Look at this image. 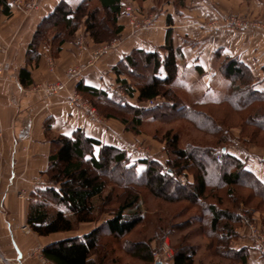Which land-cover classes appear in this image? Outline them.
<instances>
[{
    "label": "trees",
    "instance_id": "trees-1",
    "mask_svg": "<svg viewBox=\"0 0 264 264\" xmlns=\"http://www.w3.org/2000/svg\"><path fill=\"white\" fill-rule=\"evenodd\" d=\"M9 1L0 0L2 12L8 16L12 7ZM94 1L98 5L92 9L90 5ZM183 1L175 0L176 6L183 4ZM129 4L132 5L130 2ZM126 6L125 0H83L76 10H72L68 3L61 1L40 24L31 44V55H35L33 53L37 52L41 43H49L50 40L60 50L65 43L74 41L80 28H84L97 47L104 46L113 38L122 37L125 26L119 20L125 17ZM134 9L141 12L138 8ZM101 14H105L108 19L104 20ZM46 28H52L55 35L50 37ZM164 49L170 51L164 62L158 51L142 57L141 51L134 50L113 68L116 82L130 100L135 99L136 106L131 105L126 98H118L105 86L94 88L80 83L75 89L101 106L102 114L108 120H118L126 126L130 124L137 130L148 119L170 122L180 118L199 130L218 137V147L198 145L181 149L178 136H171L169 133L166 136L167 150L174 155V159L161 164L149 158L134 162L127 151L86 138L81 131L72 137H58L53 141L57 147L50 156L46 174L60 184V187L36 192V198L48 197L51 202L39 201L31 206L28 224L35 233L49 236L72 232L76 224L96 221L93 214L98 204L105 207L113 201V194L104 196L109 183L97 173H112L113 169L125 178V189L124 194L119 197V206L113 218L105 222L104 229L99 227L88 235L61 240L44 248L42 254L51 263L102 264V261L98 263L93 258L100 247L102 232L106 228L108 234L115 238H123L132 233L143 222L145 215L141 195L127 190L147 187L152 196L159 200L186 201L198 207L202 213L199 219L204 225V233L214 241V250L222 252L223 256L231 260L238 259L240 264H247L249 248L235 250L231 247L239 237L236 229L242 223L235 209L241 203H249L245 198L238 197L237 191L241 188L249 189L255 196L259 195L264 199V183L248 172L242 161L223 152L228 143V134L205 111V107L201 104L186 106L170 89L176 78L177 67L169 46V36ZM162 65L165 78L159 77ZM222 68L232 82L220 107L229 106L240 111L247 127L264 131V93L254 89L255 79L237 59L226 58ZM135 70L148 74V78H141L136 85H131L122 75L135 76ZM21 74L22 82L30 85L32 82L29 72L24 70ZM150 101L154 105L148 107L147 103ZM95 147H100L98 156L94 155ZM219 154L222 156L221 163L216 160ZM197 157L202 159L200 163L197 162ZM140 165L144 166L141 171L138 169ZM183 172L191 176L186 185H182L180 181ZM52 202L60 206L59 211L50 210L48 206ZM227 203L230 206L223 208ZM134 247L137 258L152 262L149 243H139ZM195 253L193 247L181 245L175 249L172 264H194Z\"/></svg>",
    "mask_w": 264,
    "mask_h": 264
},
{
    "label": "crops",
    "instance_id": "crops-1",
    "mask_svg": "<svg viewBox=\"0 0 264 264\" xmlns=\"http://www.w3.org/2000/svg\"><path fill=\"white\" fill-rule=\"evenodd\" d=\"M61 1L76 10L83 0H45L41 11L33 16L22 15L17 10L8 16L0 7V131L3 133L0 139V251L10 254L11 249L14 250L16 260L25 250L17 239L21 235L17 231L26 224L28 202L33 197L36 199V192L46 185L45 181L35 184L34 180L48 171L55 136L72 137L81 131L86 138L127 151L134 162L152 157V153L145 154L138 147L134 153L135 140L124 131L122 123L113 127L118 121L109 120L112 123L106 127L94 125L82 111L69 107L70 88L53 95L43 91L50 84L66 81L67 70L71 67L88 64L93 57L91 50L97 47L84 28H80L74 41L65 43L60 50L50 40L41 43L33 53L35 55H31V44L40 24ZM129 2L144 16L152 18V26L133 33L128 19L121 17L120 24L125 27L119 37L120 44L95 65L87 67L71 89L80 83L94 88L104 87L106 83L115 84L113 68L134 50L141 51L142 57L158 51L164 62L170 52L164 49L169 36L177 67L170 89L186 106L220 107L232 82L222 68L226 58L237 59L246 67L255 79L254 89L264 93V33L209 27V22L218 13L264 15V0H184L179 6L175 0H165L164 3L160 0H127L125 3L128 5ZM24 70L29 72L30 85L21 80ZM159 71V77L165 78L163 65ZM129 103L136 106L132 100ZM146 122L157 121L148 119ZM188 146L198 145H180L181 149ZM205 147L216 148L218 144ZM225 147L223 152L225 150L242 161L246 170L264 183V154L261 150L229 144ZM94 149V155L98 156L100 147ZM152 160L161 164L167 162L158 158ZM139 167L144 169L142 165ZM20 191H24L27 200L18 196ZM87 230L82 229L68 237L85 236L90 231ZM239 233L242 238L233 242L231 247L235 250L249 248L251 253L245 233L242 230ZM247 264H264V261L250 255Z\"/></svg>",
    "mask_w": 264,
    "mask_h": 264
},
{
    "label": "rangeland",
    "instance_id": "rangeland-1",
    "mask_svg": "<svg viewBox=\"0 0 264 264\" xmlns=\"http://www.w3.org/2000/svg\"><path fill=\"white\" fill-rule=\"evenodd\" d=\"M12 1L13 0H10L9 2ZM30 1L31 0H21V2L26 5H28ZM38 1V7L35 10L23 13V11L19 10L18 7H11V13L17 10L21 12L20 14L22 15L33 16V14L35 15L41 11L45 0ZM126 1L127 0H125V2ZM160 1H163L164 3L165 0ZM97 5L98 3L94 1L91 2L90 6L93 9L97 7ZM138 14L141 17L143 16L139 12ZM101 16L104 20L108 19L105 18V14H101ZM216 17H236L242 20L244 19L249 21L251 24L259 25V29L251 30L261 31L264 33V15L262 14L254 16V14L226 15L218 13ZM46 29H48L47 32L50 37L55 35V31L52 28ZM145 29L137 30L135 33ZM104 36L108 37V34H105ZM114 39L117 38H113L104 46L110 45L114 41ZM96 48L91 50L93 57L91 58V60H89V62H87L88 64L83 65L82 63L70 68H74L77 71H80L79 75H77L73 79L68 80V75L66 74L67 80L64 82H67V88H70L71 90L70 94L72 92H77L75 88L71 89V86L73 85L76 78L83 74L87 67H92V65H95L100 59L106 56V53L111 52L115 49H108L98 57H95V54L104 47ZM82 67H85L83 71L81 70ZM135 71L136 75L132 77H129L126 74L122 75L129 84L136 85L142 80L141 78H148V74L142 73L141 70ZM108 74L109 73H107L106 75ZM111 78L112 80L114 79L113 75H111ZM105 88L114 93L118 98H127L128 102H130V99L128 98L126 92L116 81L115 84L106 83ZM80 96L83 98V100L88 101L90 108L95 110V115L97 117H91L93 119H96L95 121L90 119L84 113L87 119L90 120L92 124H102L106 127V124L112 123L104 116V114H102L101 106L96 104L93 99L85 97L81 93ZM132 101L135 102V99H132ZM147 104L148 106H153L150 105V102ZM205 111L216 119L219 127L221 126L222 128L226 129V132L228 134V143L226 145L229 144V146H240L241 148L245 149L261 150V153L263 152L264 154V131H260L252 127H247L244 123L245 119L240 111L234 110L229 106L206 108ZM121 123V121H118V124L113 123V127ZM121 126L123 127L124 131L126 133H129V136H131L135 140L134 147H132L134 153L136 151V147H138V150L140 149L141 151L152 153V157H150L151 160L153 158H158L162 162H166L168 161V159H174V155H171L167 150L168 147L166 143V136L169 133H171L169 134L171 136H178L179 147L180 145L182 146L183 143H192L201 147H205L208 145L216 146L218 140V137L207 134L196 128L192 123L180 118L170 122L157 121L156 123H149L144 121L142 127L137 130L130 126V124L129 126L121 124ZM138 130L139 133H137ZM51 137L54 138V136ZM144 137L146 139H142ZM55 138L58 137L55 136ZM153 142L158 146L154 145ZM55 147H57V145H55ZM162 147H164V149H162ZM201 161L202 159L200 157H197V162L200 163ZM141 168L142 167H139V170H141ZM111 172L112 173L103 171L102 173H97L109 183L108 188L106 189L107 193H105L104 196H107L110 193L113 194V201L105 207H100L98 204V208L93 214V217L96 221L91 223L76 224V228L72 232L57 233L49 236H40L32 230V228L28 224L27 218L25 226H20V229L17 231V233L21 234L19 235V237H17V239L19 240L21 246L23 245L22 248L25 249L23 252V256H21L19 260H16V254L14 250L11 249V251L9 252L10 254H3L0 251V264H53L44 258L42 254L44 248H47L50 245L61 240L77 238L78 236H68L73 233H77L82 229L90 230L86 235L90 234L99 227L101 229H104L105 222L113 218V214L119 206V197L124 194L123 192L125 189L123 186V180L125 178L121 175L119 176L117 173H115V171H113V169ZM190 178V175H188L186 172H183V174L180 176V181L184 180L186 185ZM40 181H45L44 184L46 185H44V188L52 187L55 189H59L60 187V184L51 179L47 174H42L41 176L36 178L34 180V183L38 184ZM110 190H114V192L112 193ZM130 190L141 195L143 204L142 210L144 211L145 218L143 222L132 233L123 238H115L109 235L107 229L105 228L104 232H102L100 236V247L93 256V258L98 263L102 261V264H172V258L175 254V249H177L181 245H185L193 247L195 249L196 253L194 257V264H240V262L237 261L238 259L231 260L227 256H223L222 252L214 250V241H212V239H210L204 233V225L199 219V217H202V213L194 204L186 201L175 200L173 202H167L165 200H159L152 196L147 187H139L136 190L128 188L127 191ZM171 193V195H174V192ZM237 193L238 197L243 199L245 198V200H248L249 203H241L235 209V212L240 216L242 222L236 229L239 236L236 241H239L242 238L239 233L242 230L245 233L244 237L249 240L251 245V253H249L248 257L250 258V255H253L254 257H257V259L264 261V254L257 251L254 247V244H256V240L259 238V236H264V199L259 195L255 196V194L249 189L241 188L239 191H237ZM18 196L20 198H23L24 200H27L24 198V191H20ZM46 198L48 197L43 196L41 198L37 197L36 199L33 197L28 202L29 211L31 206L35 203H38L39 201H48L50 204V199ZM229 206L230 205L227 203L222 207L226 208ZM48 207L51 211L54 212L60 210V206L53 202ZM67 215L70 216V214ZM139 243L150 244L152 249V262H147L135 256L137 253L134 246ZM248 257L247 260L249 259Z\"/></svg>",
    "mask_w": 264,
    "mask_h": 264
},
{
    "label": "built area",
    "instance_id": "built-area-1",
    "mask_svg": "<svg viewBox=\"0 0 264 264\" xmlns=\"http://www.w3.org/2000/svg\"><path fill=\"white\" fill-rule=\"evenodd\" d=\"M39 1L38 0H31L28 5L24 4L21 2V0H13L11 3L12 7H18L19 10H22L23 13L31 10H35L38 5ZM141 13V12H139ZM124 14L125 17L128 19L130 24L133 26V33H135L137 30L149 28L152 26V18L150 16L141 17L137 11H135L133 5H127L124 9ZM209 27L211 29H219V28H231L233 30H251V29H259L258 24H251L247 20H242L240 18H228V17H215L210 23ZM120 39H114V41L110 45L102 46L104 47L103 49L101 48L96 54L95 57H98L102 53L106 52L108 49H113L116 48L120 44ZM85 67H82L81 70L83 71ZM2 74V69L0 66V75ZM80 74V71H77L76 69L72 68L69 69L67 72L68 75V80L73 79L77 75ZM67 90V82H58L54 84H50L43 88V91H45L47 94L53 95V94H58L60 92H63ZM77 91V90H76ZM150 105H154L153 102L150 101ZM67 105L71 108H77L79 110H82L83 113H85L90 119L95 121L97 116L95 115V110L90 108L88 101L83 100V98L80 96V92H72L71 94L69 93L68 100H67ZM93 117V118H91ZM3 133L0 131V139L2 138ZM145 154H148L145 152ZM216 160L221 163L222 162V156L221 154L216 156ZM182 185H185V181L181 180ZM254 247L257 251L260 253L264 254V236H259V238L256 240V244H254Z\"/></svg>",
    "mask_w": 264,
    "mask_h": 264
},
{
    "label": "water",
    "instance_id": "water-1",
    "mask_svg": "<svg viewBox=\"0 0 264 264\" xmlns=\"http://www.w3.org/2000/svg\"><path fill=\"white\" fill-rule=\"evenodd\" d=\"M224 152H225V150H224ZM157 264H159V263H157Z\"/></svg>",
    "mask_w": 264,
    "mask_h": 264
}]
</instances>
